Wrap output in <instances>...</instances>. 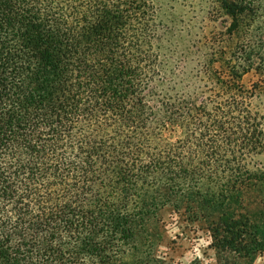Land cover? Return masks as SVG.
I'll list each match as a JSON object with an SVG mask.
<instances>
[{"label":"trees","instance_id":"16d2710c","mask_svg":"<svg viewBox=\"0 0 264 264\" xmlns=\"http://www.w3.org/2000/svg\"><path fill=\"white\" fill-rule=\"evenodd\" d=\"M178 1L0 0V264H173L167 220L264 264V0H182L222 17L194 65Z\"/></svg>","mask_w":264,"mask_h":264},{"label":"rangeland","instance_id":"374dc122","mask_svg":"<svg viewBox=\"0 0 264 264\" xmlns=\"http://www.w3.org/2000/svg\"><path fill=\"white\" fill-rule=\"evenodd\" d=\"M195 2L185 3L182 0H179L174 4V19H175V29L176 34H181L186 40L184 43L179 44L176 47V50H180L179 53L175 56H179L180 52L185 46H188L190 50L192 49L194 53L189 56L188 62L191 65H194L198 62L197 52V41L200 40L202 35H210L215 31L221 30L222 27V17L218 19H213L206 15H195ZM264 20V17L263 19ZM188 38V39H187ZM254 41L264 42V34L262 36H255ZM260 55L264 59V45L259 48ZM177 51V52H178ZM185 60L183 58H175L172 60V63L178 64V68H183ZM255 69L246 74L243 81L246 85H251V83L257 82L260 77V71L264 72V63L258 64V61L253 65ZM258 68V69H256ZM254 95L252 97V102L254 108L259 114H264V88L262 89L254 88ZM244 163V164H243ZM242 164L252 170H264V148H257L254 151L247 152L242 160ZM219 179V176H216ZM162 224L158 223L157 227L160 231V226ZM162 229V228H161ZM178 232V227L176 223L168 222L164 226V238L159 244L156 245L158 248L157 254L159 257L166 256V260L171 259L173 264H187L195 257L201 259L204 263L214 262V252L211 249H206L207 244L209 243V237L203 231H197L196 235L190 231V236H180L179 238L175 237V233ZM173 241V243L171 242ZM206 252L204 254L203 252ZM169 257H168V256ZM255 264H263L262 258L258 257L255 260Z\"/></svg>","mask_w":264,"mask_h":264}]
</instances>
